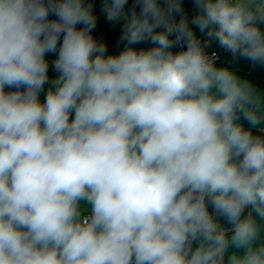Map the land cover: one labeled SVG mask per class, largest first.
<instances>
[{"label": "clouds", "instance_id": "9594fccd", "mask_svg": "<svg viewBox=\"0 0 264 264\" xmlns=\"http://www.w3.org/2000/svg\"><path fill=\"white\" fill-rule=\"evenodd\" d=\"M128 4L0 0V264H264V0Z\"/></svg>", "mask_w": 264, "mask_h": 264}, {"label": "crops", "instance_id": "0c3cea01", "mask_svg": "<svg viewBox=\"0 0 264 264\" xmlns=\"http://www.w3.org/2000/svg\"><path fill=\"white\" fill-rule=\"evenodd\" d=\"M103 0H93V3L95 5L94 11L97 15V27L94 29V36L97 40L106 42L109 47L110 52H118L122 49L123 45H120L117 47V43L119 41L120 36V28L121 26L119 24H112L110 23L104 16V14L101 11ZM133 0H129V4L126 6L128 8L131 7ZM184 6L185 9L189 12V14L193 11L192 6V0H184ZM178 19V17H177ZM140 46H146V45H140ZM138 46V47H140ZM212 50H220L216 44H213L212 48L209 51ZM222 58L220 61H218V64L221 65H227L232 68H236L240 73L250 78L254 83H256L258 86L264 87V67H255L253 68L251 64L246 60H239L238 62H233L230 54L225 53L222 51ZM52 56H49V59H52ZM51 75H55L54 72L51 71ZM41 99H43V95L41 96ZM87 208L88 206H84Z\"/></svg>", "mask_w": 264, "mask_h": 264}, {"label": "built area", "instance_id": "2783aa9c", "mask_svg": "<svg viewBox=\"0 0 264 264\" xmlns=\"http://www.w3.org/2000/svg\"><path fill=\"white\" fill-rule=\"evenodd\" d=\"M212 51L217 52L218 56L220 57L218 61H220L221 58H222V55H223V54H222V51H220V50H212ZM210 52H211V51H210ZM218 61H217V62H218Z\"/></svg>", "mask_w": 264, "mask_h": 264}]
</instances>
